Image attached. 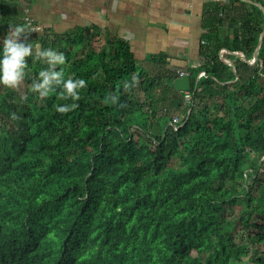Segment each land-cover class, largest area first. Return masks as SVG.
<instances>
[{
  "label": "trees",
  "instance_id": "trees-1",
  "mask_svg": "<svg viewBox=\"0 0 264 264\" xmlns=\"http://www.w3.org/2000/svg\"><path fill=\"white\" fill-rule=\"evenodd\" d=\"M229 3L239 26L221 33L226 19L205 22L218 32L200 37L189 103L163 53L144 68L123 37L103 36L95 50L100 35L84 29L31 33L34 45L65 54V79L88 87L78 108L56 112L61 88L43 99L30 91L47 68L32 58L21 89L0 85V264H264V39L246 62L264 15L240 0L213 10ZM10 12L0 0L7 28ZM220 51L244 60L225 55L232 68ZM247 240L256 252L245 261ZM192 244L207 256H192Z\"/></svg>",
  "mask_w": 264,
  "mask_h": 264
},
{
  "label": "crops",
  "instance_id": "crops-1",
  "mask_svg": "<svg viewBox=\"0 0 264 264\" xmlns=\"http://www.w3.org/2000/svg\"><path fill=\"white\" fill-rule=\"evenodd\" d=\"M29 1L28 17L47 33L63 34L80 28L88 35L123 37L137 59L144 61L152 54L163 53L168 56L169 67L177 68V74H188L189 68L199 67L200 37L218 32L215 23L208 26L206 21L226 19L221 33L239 26L229 23L231 3L222 14L213 10L216 3L217 9L223 8L226 0ZM223 52L239 57L235 52ZM225 55L220 56L234 66Z\"/></svg>",
  "mask_w": 264,
  "mask_h": 264
},
{
  "label": "clouds",
  "instance_id": "clouds-1",
  "mask_svg": "<svg viewBox=\"0 0 264 264\" xmlns=\"http://www.w3.org/2000/svg\"><path fill=\"white\" fill-rule=\"evenodd\" d=\"M8 29L0 42V85L6 89H19L27 76L28 58H32L33 62H42L47 65V68L42 69L38 78L32 81L30 91L37 93L43 99L53 94L57 88H61L58 99L65 103L55 105V111L67 114L78 108V101L82 98L81 93L88 87V82L83 78L65 79L62 67L57 71L58 66L66 63L65 54L51 48L44 49L38 43L34 45L30 35L35 30L28 25H10ZM137 83L138 80L134 77L131 86ZM124 86L125 89L131 87L127 83ZM118 99V97L111 98V103L116 104ZM104 102L109 103V99L106 98ZM10 119L18 121L20 116L12 112Z\"/></svg>",
  "mask_w": 264,
  "mask_h": 264
},
{
  "label": "rangeland",
  "instance_id": "rangeland-1",
  "mask_svg": "<svg viewBox=\"0 0 264 264\" xmlns=\"http://www.w3.org/2000/svg\"><path fill=\"white\" fill-rule=\"evenodd\" d=\"M26 1V0H25ZM24 0H3V4L5 5L6 8L10 9V15H11V19H12V23L10 24L11 26H15V25H28L31 29H34L35 31H32V33L35 34H41L42 30L40 29L39 25H35L32 26V20L30 21V18L28 17V15H25V17H18V13L17 12H12V10L14 11H18L20 10V7H22ZM9 25V26H10ZM8 28L6 27V24L0 21V42H2L3 38L5 37L6 33L8 32ZM6 31V32H4ZM47 33V32H46ZM88 35V34H87ZM86 35V36H87ZM92 42V48L93 49H98L100 46H102L104 44L103 38L101 36H99V38H93L91 39ZM86 50V49H85ZM33 61V60H32ZM151 61H141L139 62V66L144 67V68H151ZM173 84L176 85L175 81L173 82ZM22 86H20L19 89H21ZM171 116L173 118H176V111L173 110L171 112ZM244 207L242 206V203L239 201L238 203H236L231 211H227V213L229 214L230 218H236L238 217V212L243 209ZM257 223H262L261 221H258ZM251 231L253 233H256L258 231V229L253 228L251 229ZM245 245V250H243L242 254H243V259L245 261H247L250 257L253 256V254H255L256 252V247H253L249 241H245L244 242ZM258 247V246H257ZM258 249H261V247H258ZM191 254L192 256L195 257H200V258H205L207 256V251L205 250V248L201 245V244H192L191 245Z\"/></svg>",
  "mask_w": 264,
  "mask_h": 264
},
{
  "label": "bare ground",
  "instance_id": "bare-ground-1",
  "mask_svg": "<svg viewBox=\"0 0 264 264\" xmlns=\"http://www.w3.org/2000/svg\"><path fill=\"white\" fill-rule=\"evenodd\" d=\"M236 54H238V56L241 58V60H244V58H243V56L241 54H239V53H236ZM220 55L223 56V55H225V53L222 51L220 53ZM252 61H253V56H252V59L251 60H247L246 62L250 64ZM231 67L234 68V66H231ZM181 73H183L184 75L183 76H180ZM178 76L179 77L177 79H175L176 85L174 84V87L180 93H186L185 94L186 103H189L190 102L189 92L191 90L190 89V75L189 74H186L184 72H180V73H178ZM201 77H202V75H200L197 80H199ZM178 122H179L178 119H174V124H177ZM261 161L264 163V160L263 159H261Z\"/></svg>",
  "mask_w": 264,
  "mask_h": 264
},
{
  "label": "water",
  "instance_id": "water-1",
  "mask_svg": "<svg viewBox=\"0 0 264 264\" xmlns=\"http://www.w3.org/2000/svg\"><path fill=\"white\" fill-rule=\"evenodd\" d=\"M242 1H245V2H247V3H249V4H252V5H256L257 7H259V8L261 9V11H262V13H263V15H264V7H262L261 4H259V3H254V2H252V1H250V0H242ZM263 39H264V29H263V31L261 32L260 36H259L258 44H257V46L255 47L254 52H253V61H252L250 64H254L255 61L258 59V50H259V48H260V46H261V44H262V42H263ZM213 80L217 82L216 79L213 78Z\"/></svg>",
  "mask_w": 264,
  "mask_h": 264
},
{
  "label": "built area",
  "instance_id": "built-area-1",
  "mask_svg": "<svg viewBox=\"0 0 264 264\" xmlns=\"http://www.w3.org/2000/svg\"><path fill=\"white\" fill-rule=\"evenodd\" d=\"M25 11L28 12V10H25ZM183 75H184L183 73L180 74V76H183ZM263 160H264V158H263Z\"/></svg>",
  "mask_w": 264,
  "mask_h": 264
}]
</instances>
